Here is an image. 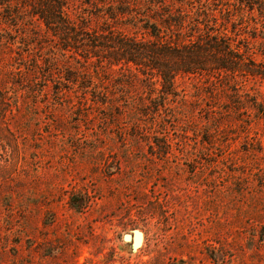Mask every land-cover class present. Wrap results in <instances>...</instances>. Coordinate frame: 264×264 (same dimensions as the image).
<instances>
[{
  "label": "rangeland",
  "instance_id": "obj_1",
  "mask_svg": "<svg viewBox=\"0 0 264 264\" xmlns=\"http://www.w3.org/2000/svg\"><path fill=\"white\" fill-rule=\"evenodd\" d=\"M228 1L229 13L210 5L216 23L264 62V17ZM72 3L91 27L108 17L96 0ZM10 10L0 7V264H264V124L234 109L236 86L179 75L156 113L149 82L123 66L63 78L57 42ZM243 83L264 101V80Z\"/></svg>",
  "mask_w": 264,
  "mask_h": 264
},
{
  "label": "trees",
  "instance_id": "obj_2",
  "mask_svg": "<svg viewBox=\"0 0 264 264\" xmlns=\"http://www.w3.org/2000/svg\"><path fill=\"white\" fill-rule=\"evenodd\" d=\"M235 1L240 10H255L264 17V0ZM8 2L6 5L0 2L4 11L9 13L10 9L16 8L29 19L34 18L41 23L39 29L44 36L53 37L57 42L60 56L70 59L66 65L68 71L62 74L70 82L76 83L83 75H92V78L95 71L85 67L91 63H100L107 69L114 65L123 66L137 79L149 82V97L153 95L149 105L155 109L151 111L157 113L159 109L168 107L171 97L175 99L178 96L177 76L203 75L210 82L225 80L227 85H235L233 92L237 100L232 103L237 108L234 109L238 114H245L251 108L264 124V101L249 99V94L243 89L244 80L250 77L264 80V62L255 61L246 45L241 49L237 45L239 42L234 44L238 33H233L232 29V34H227V26L216 23L213 10L217 8H210V5L221 4L225 13H229L232 10L228 0H96L100 7L102 3L108 16L101 27H91L88 18L93 17L92 14L85 19L78 18L72 0ZM231 18L232 15L228 19ZM238 18L245 20L244 14ZM263 23L261 27H264ZM242 26L249 27V24ZM250 27L257 30V27ZM77 55L82 59L76 58ZM77 59L84 65L80 66ZM217 107H211L212 113L229 111Z\"/></svg>",
  "mask_w": 264,
  "mask_h": 264
},
{
  "label": "water",
  "instance_id": "obj_3",
  "mask_svg": "<svg viewBox=\"0 0 264 264\" xmlns=\"http://www.w3.org/2000/svg\"><path fill=\"white\" fill-rule=\"evenodd\" d=\"M134 234H135V233H134ZM135 236H136V235H133V236H132V235H130V234H126V235L124 236V238H125V239H132L133 242H137V240L135 239Z\"/></svg>",
  "mask_w": 264,
  "mask_h": 264
}]
</instances>
